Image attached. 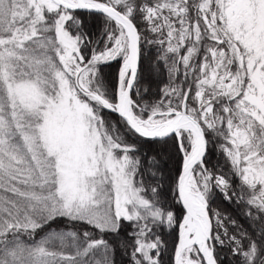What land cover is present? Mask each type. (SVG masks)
<instances>
[{
	"label": "snow or ice",
	"instance_id": "1",
	"mask_svg": "<svg viewBox=\"0 0 264 264\" xmlns=\"http://www.w3.org/2000/svg\"><path fill=\"white\" fill-rule=\"evenodd\" d=\"M0 264H264V0H0Z\"/></svg>",
	"mask_w": 264,
	"mask_h": 264
}]
</instances>
